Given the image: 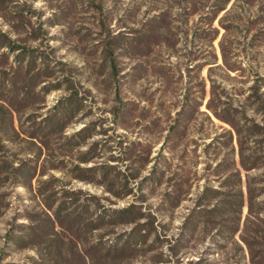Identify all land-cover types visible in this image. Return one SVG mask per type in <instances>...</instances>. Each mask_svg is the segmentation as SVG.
Listing matches in <instances>:
<instances>
[{
	"label": "rangeland",
	"instance_id": "obj_1",
	"mask_svg": "<svg viewBox=\"0 0 264 264\" xmlns=\"http://www.w3.org/2000/svg\"><path fill=\"white\" fill-rule=\"evenodd\" d=\"M135 228L120 264H264V0H0V264Z\"/></svg>",
	"mask_w": 264,
	"mask_h": 264
},
{
	"label": "trees",
	"instance_id": "obj_2",
	"mask_svg": "<svg viewBox=\"0 0 264 264\" xmlns=\"http://www.w3.org/2000/svg\"><path fill=\"white\" fill-rule=\"evenodd\" d=\"M9 46V44H8ZM14 47L9 46V50H12ZM5 109V107H2ZM7 110V109H6ZM243 206V198L240 196L239 199H232L227 201L225 207L226 212H231L236 210V208H241ZM224 207V208H225ZM134 206H129L126 208H121L113 211V215H102L98 217L96 222L99 224L105 223L106 220L112 219L118 224H132L139 220V215L133 213ZM214 212L218 209H213ZM68 218V216H65ZM63 217V218H65ZM59 219V217H57ZM73 220L76 218L72 217ZM98 226V224H96ZM99 228V227H98ZM95 228V229H98ZM123 243H115L114 245H106L102 241H98L90 247L91 252L88 253L87 257L90 260L91 264H115L122 263L123 256L127 251L132 250V248L137 247L140 243L144 242L146 239V234L142 233L139 228H135Z\"/></svg>",
	"mask_w": 264,
	"mask_h": 264
}]
</instances>
